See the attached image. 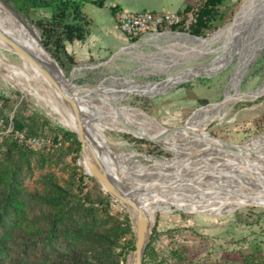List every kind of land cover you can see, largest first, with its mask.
I'll use <instances>...</instances> for the list:
<instances>
[{"label":"rangeland","instance_id":"374dc122","mask_svg":"<svg viewBox=\"0 0 264 264\" xmlns=\"http://www.w3.org/2000/svg\"><path fill=\"white\" fill-rule=\"evenodd\" d=\"M229 1H226L222 11L227 21L235 12L233 20L224 26L219 22L221 28L198 40V49L195 51L199 54L197 56L213 57L202 61L193 59L179 71L191 66L201 67L198 63L208 62L225 51L232 33L259 0H244L241 4H231ZM0 10L7 9L0 5ZM18 22L21 27L25 25L19 20ZM30 32L40 44L38 36L31 29ZM149 37H142L135 44H140ZM132 44L126 43L123 47H131ZM156 50L157 47L152 41L140 48L142 54H151ZM113 54L110 53L103 59L87 61L88 64L85 65L91 67L104 62L107 64L94 69L84 66L81 71H76L73 82L80 87L79 92L108 90L116 81L132 80L142 84L152 81L166 82L181 75H159V71L148 70L147 64L138 69L139 66L123 53L108 61ZM192 56L194 58V55ZM12 58H17L16 53L12 54ZM235 66L224 72L195 77L158 96L136 93L122 102L112 103L102 109H99L103 105L101 103L82 102L86 117L96 118L91 120L89 125L98 146L116 155L126 164L132 179L135 180L132 187L136 193L144 197L152 196L159 191L155 183L169 180L170 174L175 172L174 179L178 180L177 187L183 197L199 202L200 208L205 206L214 209H197L175 204L156 210L153 233L155 230L157 236L153 247L159 259L166 264H242L244 258L257 260L256 264H264V200H251L250 205L228 208L242 200L264 196V150L240 159H213L211 166L205 164L207 154L213 149L232 151L220 140L234 144V150H247L252 146L264 145V49L249 66L238 89L233 92L236 96L234 103L238 98L240 101L230 105L225 115L216 117L213 121L194 118L201 109L221 104ZM4 80L0 77V97L12 101V106L6 111L11 120L18 110L24 114L39 112L50 120L53 126H61L57 120L59 111L44 106V97H29ZM257 89L260 91L253 96ZM116 93H121V90L118 89ZM259 94L261 96L254 99ZM2 104L3 101L0 100V106ZM51 115H54L55 119H51ZM190 117L187 128L169 132V128L183 126ZM145 126L164 134L171 141H157L145 133ZM12 128V123L6 126L0 115V137L14 134L11 132ZM142 137L151 140L141 139ZM197 137L199 138L196 139ZM38 138L42 141L32 148L41 146L50 152L66 148L70 143L61 139L55 144L51 132ZM74 157V154L70 155L61 164L48 166L43 170L34 168L27 177L26 185L29 189H34L46 172L54 173L61 181L67 180L75 165L80 167L79 172L87 175L85 172H88V168L82 162L83 155L80 153L76 160ZM106 162L111 169V164L107 160ZM197 162L202 163L198 167L194 166L196 164L193 163ZM140 165L146 169H142ZM103 191L107 193L104 189ZM110 215L122 220L126 215L128 217L129 213L119 201L111 197ZM126 219L125 217V222ZM127 240L128 238L123 239L121 246H124ZM173 251L181 253L182 258L186 260L179 262L172 255ZM148 263L152 264L150 260Z\"/></svg>","mask_w":264,"mask_h":264},{"label":"trees","instance_id":"16d2710c","mask_svg":"<svg viewBox=\"0 0 264 264\" xmlns=\"http://www.w3.org/2000/svg\"><path fill=\"white\" fill-rule=\"evenodd\" d=\"M40 31L44 47L69 76L78 63L68 46L85 42L92 22L82 11L78 0H6ZM90 1L102 8L103 1ZM227 0H205L198 7H188L186 15L194 14V21L185 27H171L169 31L188 32L197 37H208L227 21L222 11ZM116 9L112 10L115 14ZM26 25V24H25ZM36 34L31 26L26 25ZM166 31L160 28V32ZM38 33V32H37ZM39 39V37H38ZM138 39L133 40L136 42ZM49 56V55H48ZM0 115L6 126L12 123L14 132L40 137L47 132L53 142L62 139L69 146L50 152L44 147L32 148L20 142L14 134L0 137V264H125L135 248L129 216L123 223L110 215L111 196L105 193L91 176L74 166L69 179L61 181L52 172L40 177L39 185L29 189L27 177L34 168L43 170L61 164L66 157H80L82 145L75 133L51 121L39 112H15L11 120L6 111L12 101L0 97ZM11 122V123H10ZM143 264H166L159 259L153 247L157 233L154 230ZM128 238L121 246L123 239ZM172 255L183 262L182 254ZM257 260L244 258L242 264H256Z\"/></svg>","mask_w":264,"mask_h":264},{"label":"bare ground","instance_id":"6f19581e","mask_svg":"<svg viewBox=\"0 0 264 264\" xmlns=\"http://www.w3.org/2000/svg\"><path fill=\"white\" fill-rule=\"evenodd\" d=\"M0 5L3 6L1 1ZM22 27L12 13L7 10H0V29H2L18 44L32 53L37 59L41 60L42 62H49L50 57L48 56L46 51L42 49L41 45L30 35V29L26 25H23ZM34 31L36 32L35 29ZM36 34L38 35L37 32ZM4 44L5 42L0 39V77L5 79L4 81H7L8 84L13 85L14 87L23 91L29 97L37 95L44 97V106H49L54 111H59L60 115L57 116V120L66 129L72 131L73 133H76L78 126L74 112L69 104L64 100L62 95L52 86L48 79L30 60L17 53V58H12V54H14L15 52L9 50ZM263 49L264 0H259L232 33L226 50L220 52L215 58L211 59L208 62L198 63L201 64V67L191 66L183 70L185 72L181 71L183 73L178 77H175L166 82L152 81L142 84L132 80L116 81L112 85H110L108 90L79 92L80 87L75 86L72 87V91L77 95L78 104L81 108L82 114L85 118H87V113L82 109L84 108L82 102L87 104H92L94 102H98L99 104L101 103L103 105H100L101 107L99 109H102L106 108L112 103H116L119 101L122 102L136 93L158 96L166 94V92H168V90L172 87L188 82L195 77L202 76L208 73L224 72L231 66H235L236 64L231 75L230 83L225 92V100L221 104L210 105L201 109L194 117H199L200 119L209 122L213 121V119L216 117L225 115L230 105L233 106L238 101H240V98H238L234 103V101L236 100V96L233 95V92L238 89V86L245 77L249 66L254 61H256ZM181 72H179L178 74H180ZM118 89L121 90V93H116ZM259 91L260 89L257 90V92L253 96L257 95ZM238 96H240V93ZM50 118L55 119V116L51 115ZM95 119L96 118H87L88 124L86 127V136L88 137L89 142L86 145V151L89 155H91L93 152L99 153L101 156V160L106 166L108 172L125 186L130 187L135 191V189L132 187V184L135 180L132 179V175H130L129 171L127 170L126 164L122 162V160H120L116 155L104 149H100V147L98 146L96 137L94 136L92 128L89 125V122ZM145 128V133L150 135L157 141L161 143H168L171 141V139L164 134L154 129H150L149 126H145ZM198 138L199 137H197L196 139ZM262 150H264V145L252 146L247 150L224 151L213 149L210 154H207L205 164L207 166H211L210 162L213 159H221V157L240 159L245 155H254L256 152ZM106 160L111 164V169L108 168ZM82 162L86 165V158L84 157V155ZM201 163L202 162H197L193 164H196L194 166L198 167L199 164L201 165ZM140 166L142 169H146V167H142V165ZM139 170L140 169L138 167V171ZM175 175L176 173L173 172L170 174L169 180L155 183L159 187V191L152 196L144 197L136 193L137 197L141 200L142 205L144 206L150 217H152L153 219L155 218V216L157 215V213L155 212L159 207L175 204L187 205L197 209L214 210L211 207L205 206L200 208L199 202L187 197H183L180 194V189L177 187L178 180L174 179ZM257 199L264 200V196L248 198L242 200L239 203H235L228 208H234L235 206H238L236 208L247 206L251 204V202L249 201Z\"/></svg>","mask_w":264,"mask_h":264},{"label":"crops","instance_id":"0c3cea01","mask_svg":"<svg viewBox=\"0 0 264 264\" xmlns=\"http://www.w3.org/2000/svg\"><path fill=\"white\" fill-rule=\"evenodd\" d=\"M78 1L82 3V11L92 22V26L90 35L85 42H75L68 46V51L74 55L77 63L103 59L110 53L113 54L121 49L124 55L131 58V62L139 66L138 69H142L141 67H145L147 64L148 70L159 71V75L162 74L167 77L177 73L174 75L175 77L181 72L179 70L188 65L191 60L202 61L213 57H198L199 54L195 51L198 49V40L201 38L189 34H168L161 37L155 35L138 45L122 48L126 45L127 40L118 27L117 13L182 12L188 7H194L196 5L195 0H95L104 2L102 8L90 1ZM243 1L230 0L229 2L241 4ZM114 9L117 10L115 14L112 12ZM150 40L157 47V50L151 54H142L140 48L149 44Z\"/></svg>","mask_w":264,"mask_h":264},{"label":"water","instance_id":"95a60500","mask_svg":"<svg viewBox=\"0 0 264 264\" xmlns=\"http://www.w3.org/2000/svg\"><path fill=\"white\" fill-rule=\"evenodd\" d=\"M0 1L3 4V6L10 13H12L19 21L37 30L39 34V42L42 48L46 51V53L50 57V60L47 63L42 62L41 60L37 59L32 53H30L27 49H25L23 46L18 44L13 38H11L8 34H6L2 29H0V39L5 42L9 50L17 54H20L23 57L30 60L42 72V74L48 79V81L52 84V86L62 95L64 100L72 108L74 115H75L76 122H77V126H78L77 132L75 134L77 135L78 140L80 141L82 145L81 155H84V157L86 158V165L88 167V172H85V173L93 177L99 183V185H101L102 188L111 197L119 201L127 209L129 213V219H130L133 234H134L135 248L129 252L125 264H143L144 254H145L148 244L150 243L151 236L153 234V228L155 227V218L153 219L152 217L149 216L148 212L142 205L141 200L136 195L137 191H134L130 187L125 186L123 183L118 181V179H116L114 176H112L108 172L106 166L101 160V156L99 153L93 152L91 155H89L88 152L86 151V145L89 142L88 137L86 136V127H87L88 121L82 114L81 108L78 104V97L72 91V87L76 86L73 82L76 71H81V69L84 66L87 67L85 64H88V63L84 62V63L79 64V66L73 68L69 76H67L64 73L63 69L61 68V66L59 65V63L56 61V59L44 47L42 43L40 31L36 28V26H34L29 19H27L20 12H18L9 2H7L6 0H0ZM240 11L241 9L239 10V12ZM168 34H189L190 36L200 38V37L191 35L188 32L165 31V32H161L158 34H153L148 39L154 37L155 35L156 37L158 36L161 37V36L168 35ZM127 43L129 42L127 41ZM133 44L132 46L138 45L135 43ZM122 48H125V47H122ZM119 53H122L121 49L117 53H114L109 58L108 61L115 58ZM104 64H107V62L98 64V65H91V67H87V68L94 69ZM256 91H253V92H256ZM260 96L261 94H259L254 99H257ZM224 100H225V96H224V99L221 101V103ZM190 119L191 117L181 127L169 128V132L173 133L176 130H183L187 128V125ZM59 124L61 125V123ZM62 127L65 128L64 126ZM141 139L151 140L147 137H142ZM220 141L228 149L232 151L234 150L233 149L234 144H231V143H228L222 140Z\"/></svg>","mask_w":264,"mask_h":264},{"label":"built area","instance_id":"2783aa9c","mask_svg":"<svg viewBox=\"0 0 264 264\" xmlns=\"http://www.w3.org/2000/svg\"><path fill=\"white\" fill-rule=\"evenodd\" d=\"M204 1L205 0H195L196 5L193 8L198 7ZM183 14L184 11L173 13L120 12L116 14V19L118 27L125 35L126 40L129 43H135L133 42L135 39H141L142 37L161 33L160 28L169 31L171 27L180 26L182 24H184L185 27H189V25L194 21V14L192 12L186 15ZM11 132H14L13 128ZM14 134L16 139L31 147L37 146L42 141L38 137L27 138L26 135L21 132H14ZM125 217L127 218V215ZM125 217H123L120 221L125 223Z\"/></svg>","mask_w":264,"mask_h":264}]
</instances>
